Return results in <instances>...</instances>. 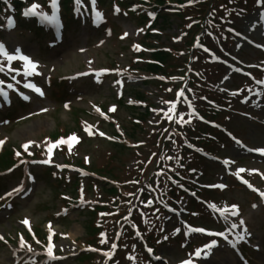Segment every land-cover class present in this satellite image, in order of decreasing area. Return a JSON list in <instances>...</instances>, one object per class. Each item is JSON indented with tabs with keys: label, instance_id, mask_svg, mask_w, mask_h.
Here are the masks:
<instances>
[{
	"label": "rangeland",
	"instance_id": "rangeland-1",
	"mask_svg": "<svg viewBox=\"0 0 264 264\" xmlns=\"http://www.w3.org/2000/svg\"><path fill=\"white\" fill-rule=\"evenodd\" d=\"M225 1L227 0H217L216 5H219L221 2ZM251 15L252 14L250 12L247 16L243 15L242 17L241 14H238L237 22L241 28L245 27L246 22ZM105 16L106 18H109V25L107 26L111 27L114 31L117 30L116 26H119V28L123 32L127 33L128 38L132 39L133 41L140 39L141 31L138 30L139 28L134 25V21L130 18H125L120 14H113L110 12L109 8L105 11ZM216 21H218L216 25L219 28H214L212 31L214 33L213 38L215 39V48L217 49L216 56L219 57L220 50L224 51V49L229 46V43L231 45V39L232 43H234L233 38L230 37V33L234 32L235 29L233 26L225 23L226 20L222 14L217 15ZM177 24V20H172L171 24H169V27H167L168 30L166 29V31H164L162 36L163 38H161L160 40V44L167 47H171L174 45L170 38L179 36L180 31L177 28ZM29 28L31 27L29 26ZM137 30L140 33H138ZM21 31V36L17 39L20 41L23 47H25V50L29 52L31 56L36 58L34 60V63H36L37 66L35 68L39 72V78L43 80L46 76L48 77L49 75L62 78H65L67 76L73 79L81 72L95 68L109 67L111 65L110 63L127 65L128 59L130 57L129 52L126 51V47L128 46L129 41L127 43L126 41L119 42L118 40H116L115 36L117 32H115L113 34V37L109 40L104 37L103 31H94L95 35H98L97 37L90 39L91 36H83L84 31H82L80 28L71 26L68 27L67 31L65 32V39L66 37L67 39L61 46L56 47L54 50L45 51V43L40 42L41 38L39 36L31 34L32 39L30 40L28 37L29 32H27V27L23 28ZM33 39H35V41ZM99 40H102L103 42H98ZM232 45L234 46V44ZM231 49L233 50L234 48L232 47ZM255 54L256 53L252 51L248 52L247 50H244L243 55H241L240 57L245 62L250 63L255 59V57H257V55ZM195 61L201 62L198 63L196 67L198 71H202L201 74L204 78L193 77V80L191 81V85L194 89L191 107L195 109V111L201 117L209 120V118L205 117L199 110V107H202L199 102L203 100L215 101V99L211 96V87L214 84V79L208 76L209 71H212L214 69L216 63L207 61L205 51L197 52ZM232 79L233 81H235V77H233ZM75 81L76 85L72 89V91H74V97H69L70 99L68 98V109H66V107L62 108L60 104L63 101L62 98L59 97L58 99H55L56 93L53 94L51 92V89L49 88V97L42 102H37H40V107H44L43 109L47 110V112L45 114H34V112L39 111L38 108L33 109L26 107L17 110L18 112L16 113L15 109H11L9 118L10 120L13 119L14 124L8 127V129L6 130L7 132H3L2 135L5 136L2 137H5L9 141L8 144L10 146H20V144L22 143H26L28 145V143L30 142L32 146L30 145L27 149L28 151H30L32 148L34 149L36 145L47 143V138L53 134L64 135L66 132H70L72 130L77 132L78 129L75 128L76 115L78 118H81L82 120H85L86 122L91 124L93 128L103 126L101 121H98L96 118L91 116L92 113L96 115L94 112L90 111L91 103L101 104L103 102L116 101L120 94L118 91L119 84L113 83L109 80H104L103 83H100L98 78L94 79L92 77L81 80H78L77 78L75 79ZM242 83V81L238 80L239 85ZM235 84L231 85L229 82H227L226 86L227 88H235ZM67 86L68 85H64L63 89H66ZM216 87L218 88L220 87V85L217 84ZM54 88H56V90L58 89L57 86H55ZM59 90L60 89H58L56 92H58ZM133 91L145 92V103L149 106H153L154 108L162 103V98H164L165 96L162 91L156 90L149 86H142L137 81L126 86L123 99L127 102V104L129 102H133ZM252 98L257 99L258 97ZM258 100L259 102H257V105L256 103H253L249 100L250 102H248V104L246 103V108L242 110L243 112L248 113V116H252V119H247L236 115L233 117L234 121H231L230 128H232L236 133H239L238 135H240L241 138L250 146L263 148L264 138L262 137L261 130L263 131L264 129V100ZM237 103L238 102L235 101L232 104V107L238 106L237 109H239L241 106ZM253 104L256 106H254ZM116 105L118 106V104ZM79 110L85 112H81ZM143 110L144 109L142 107L137 108L136 111H132L133 116L139 117L140 115H143ZM118 111L119 112L116 113V118L119 119V121L125 126H128V122H132V119L134 118L132 117V115L130 116L128 114L129 111H126L124 109H119ZM155 113L156 111H152V114H150L146 118L147 122L145 123V130L148 132V134H151L156 130L155 127L157 120L155 118ZM29 114L31 115L28 118L19 120L20 122L18 123L14 122L17 121L16 118L18 116ZM215 121L219 122L217 119H215ZM194 124L195 123L191 121L190 126L192 127L194 126ZM81 139L82 142L77 145L74 150L65 151L66 156H72V154H75L77 156V159H89L92 163H96L99 166L102 165L105 162V159L107 158V155L110 151L107 145L97 138L95 140H88V137L84 136L83 134L81 135ZM178 141L179 144H181L182 142H190L196 147L201 146L200 142H198L195 136L187 130H183L181 132V135L178 137ZM76 142H78V139L75 140V143ZM212 147L215 150H221L218 145L216 146L215 144H213ZM230 148V145H228L223 151V154L229 153L232 156L233 150L231 149V151L229 152ZM152 149L153 147H150L149 149L145 150V152L150 153ZM181 150L182 152H185L184 149L181 148ZM169 151L170 155L173 156L174 159V154L171 150ZM63 160L64 158L61 156V154L56 155L55 163L61 164ZM155 161L156 160H153L152 164H154ZM200 163L201 166L204 165V162ZM148 164H151V161H149ZM136 165L137 163L131 157L130 161L126 164V167L121 170L122 180L126 181V179L129 178H140V174L137 170H135ZM243 165L249 168H254L253 170L258 169V173H251L250 181L253 184L256 183L259 187H264V160H262V163H260L248 159L243 163ZM146 166L147 163L143 165V168H145ZM180 168L182 175L185 176L183 180L186 181H191L192 179H194L195 172L198 171L197 168H186L184 166H181ZM175 169L176 168L174 165L171 166L167 165L166 163H162L161 166L157 167L156 170H152L151 173L153 174V177H155V175H158L160 177H167L169 175V171H173ZM221 176L222 172L221 174L217 172L216 176H206L202 180V182H215V180H218ZM178 177H180V175H178ZM177 180L180 179L177 178ZM200 181L201 179H199L198 182L200 183ZM6 183L9 182L7 180H5L4 182H0V187L5 186ZM136 183L140 185L139 181H137ZM81 184L86 185L87 180L83 179V181H81ZM183 185L186 186L187 184L185 183V181L181 180L174 182L173 184L168 183V189L164 190L165 194H159L158 199H154L155 207L151 208V210H159L163 207H175L174 203L178 202V199L171 198V196H177L176 194L178 191L181 196L184 197L185 194L180 189ZM57 188L61 190H58ZM56 191H58V193L59 191H63V185L58 186L57 184H55L54 178H51V176H44L43 174L40 175L38 178V183H36L34 187V195L30 197L27 202L22 203V205L17 204L14 210L15 212L8 222L6 218L8 213L1 216L2 219H0V235L5 236L6 238L13 239L15 231L18 230L21 226L19 223H17V219H19L23 215L29 217L32 220L34 226L42 232L44 229L43 222L46 219L53 220L52 214L54 212L57 213L61 205V202L58 201L57 198H55ZM262 191L264 192V188L261 190V192ZM196 192L199 196H201V194L197 190ZM128 195H130L129 192L121 193L119 190H116L115 192L111 193V200L119 203L123 197ZM213 197H215L214 199H216V201L218 202L217 205L220 207L227 208L228 205L233 206L237 203L236 210L238 212V215H232L231 217H228V212H226L223 216L220 215L225 219V225L234 231L237 238L243 236L245 240H248L249 236L251 237L256 234L257 240L260 241L264 246V238H262L264 235V226L261 222L263 221V215L262 211L260 212L258 209H256L257 204L255 205V207H250L251 202H254V198L252 196L247 194L245 190L235 186L233 182H230L228 183L226 189L222 191L219 190V192H214ZM145 201L146 195L145 193H143V195L138 198V203L145 204ZM194 207L196 213L195 215H193L192 222L205 224V222H207L208 220L207 212L205 213V210H201V208L198 206ZM108 208L110 210L118 209V204H109ZM63 216H66V219L59 222L57 221L55 223L56 226L54 227L56 231L51 232V235H56V250L58 252H63L66 254L77 253L82 250L83 246L81 242L86 239L85 227L88 217L84 214H77L72 209H69ZM241 220L244 221L243 226L239 225V222ZM233 224H236L237 227L233 228ZM130 244L132 243L128 241L122 245L121 251H119L117 258L113 261L112 264H142L144 262L141 255H139L135 260L129 259L130 255H133L134 249L133 246H129ZM126 245H128V247ZM175 246V244H173V246H162L158 250L165 256V258L169 260L171 258H174L175 260L183 258V256L180 257V254H182V252ZM7 249L8 248L6 246L0 245V264H3V261H5V263H9V254ZM216 255L217 256L215 257V260H218L219 264H237L232 256H229L228 254L217 252ZM252 259L253 263L251 262V264H264V252L260 255H254ZM92 262L93 264H103L102 261H98L97 259ZM62 264L79 263L73 262V259H67Z\"/></svg>",
	"mask_w": 264,
	"mask_h": 264
},
{
	"label": "snow or ice",
	"instance_id": "snow-or-ice-1",
	"mask_svg": "<svg viewBox=\"0 0 264 264\" xmlns=\"http://www.w3.org/2000/svg\"><path fill=\"white\" fill-rule=\"evenodd\" d=\"M189 2H191V0H189ZM258 2H261V0H258ZM76 3H77V5H79V4H80V0H76ZM92 3L95 4V0H92ZM37 7H38L37 4L33 3V4L31 5V8L26 9V11L24 12V15L27 16V15H29V14H32V13H33V10L36 9ZM51 7H52V9H53V13H54L52 19L54 20V19H55V10H56V8H57L56 0H52ZM116 11L118 12L119 9H116ZM97 15H99V13H97ZM42 19L48 20L49 17H47V16H42ZM8 23H9V25H11V24H12V21L9 20ZM125 35H127V33H125ZM136 47L138 48L139 46H136ZM0 55L5 56V57L7 58L8 61H12V60L18 58V59L24 61L25 65H26L28 68L35 69V67H36L35 64L31 63V61L28 59L27 56L19 55V53H17L16 56L8 55V53L5 52V50H4V46H3V45H0ZM2 70H3V68L0 67V71H2ZM118 83H119V82H118ZM261 83H264V81H262ZM26 86H27V87H31V88H33L34 91H36L37 93H40V89L36 88L34 85H26ZM9 87H11V85H9ZM40 94H42V93H40ZM0 95H5V94H4L3 92H0ZM24 99H27V97H24ZM74 138H75V137H71L70 139H74ZM63 142H64V141H59V143H63ZM235 142H236L238 145L241 143L239 140H236ZM3 143H4V141H0V145H2ZM23 147L25 148V150L28 149V145H27V144H26V145H23ZM53 147H55V144L53 145ZM48 151H49V154H50V153H51V149H48ZM259 151H261L262 153H264V149H261V150H259ZM16 155L19 156L20 153L17 152ZM43 162H44V163H47L48 161H43ZM223 163L227 166V165L229 164V161H228V160H224ZM238 171H239V172H243V171H245V169H239ZM244 182L247 183V181H244ZM219 187H224V185H219ZM249 187H251V185H249ZM253 190L255 191V189H253ZM13 191H18V189H14ZM260 195H261L262 197H264V192H261ZM212 207L215 208L214 205H213ZM253 207H255V205H253ZM219 211H220L221 215L223 216L226 212H229V209H228V208H223V209H219ZM230 214H231V215H238V212H237V210H236V206H235V205L232 206V210H231V213H230ZM22 223L25 224V225H28L29 221H28V220H24V221H22ZM239 225H240V226H243V225H244V221L241 220V221L239 222ZM232 227L235 228V227H237V225H236V224H233ZM192 230H193V231H204L203 229H192ZM214 235H222V234H220V233H216V234H214ZM0 239H3V238L0 237ZM49 239H50V238H49ZM240 239H243V236H241ZM101 242H103V241H101ZM21 243H22V244L24 243V241H23L22 238H21ZM214 246H215V242H212L211 244L205 245L204 247H205V248H212V247H214ZM232 246L235 247L234 244H233ZM112 247L115 248L116 245L113 244ZM52 249H53V245H52L51 243H49L48 246H47V256H48L50 259H55V257L53 256V251H52ZM28 250L31 251V248H29ZM149 251H151V250H149ZM202 251H204V249H197L196 252H195V255H196L197 257H199V256L201 255V252H202ZM105 255L107 256V255H109V254H108V253H105ZM129 259H131V257H129ZM182 264H191V262L186 260V261H183Z\"/></svg>",
	"mask_w": 264,
	"mask_h": 264
},
{
	"label": "trees",
	"instance_id": "trees-1",
	"mask_svg": "<svg viewBox=\"0 0 264 264\" xmlns=\"http://www.w3.org/2000/svg\"><path fill=\"white\" fill-rule=\"evenodd\" d=\"M175 1L180 2L181 0H175ZM153 58L156 59V60H159L161 62H163V60H164V57L161 56L160 54L154 55ZM160 70L161 69L159 67H157V66H148V67L145 68V71L154 72V73L155 72H159ZM6 165H7V163L1 159L0 160V166L2 168H4Z\"/></svg>",
	"mask_w": 264,
	"mask_h": 264
},
{
	"label": "bare ground",
	"instance_id": "bare-ground-1",
	"mask_svg": "<svg viewBox=\"0 0 264 264\" xmlns=\"http://www.w3.org/2000/svg\"><path fill=\"white\" fill-rule=\"evenodd\" d=\"M258 16H256L255 18H252V20L250 21V24L247 28L248 32H254L256 30H258Z\"/></svg>",
	"mask_w": 264,
	"mask_h": 264
}]
</instances>
